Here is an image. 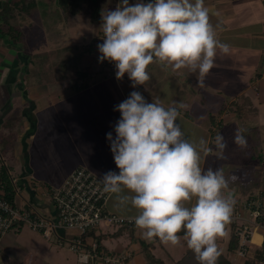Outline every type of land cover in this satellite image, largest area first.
Here are the masks:
<instances>
[{"label": "crops", "instance_id": "crops-1", "mask_svg": "<svg viewBox=\"0 0 264 264\" xmlns=\"http://www.w3.org/2000/svg\"><path fill=\"white\" fill-rule=\"evenodd\" d=\"M61 2L0 0V145L8 153V160L21 168L16 179L17 206L34 207L43 213L51 211L48 189L61 186L78 167L89 169L101 179L109 171L119 173L107 134L111 132L115 137L114 128L121 118L115 107L132 91L141 92L149 102L177 108V123L184 138L196 145L203 138L213 149L206 157L201 153L202 171L223 169L229 181L225 195L230 192L235 203L264 189V0H204L215 38L228 45L229 52L225 54L217 48L214 66L203 87L198 84V72L173 71L153 62L147 67L150 79L135 88L127 73L117 80L116 73L106 71L108 60H99L97 46L103 43L101 13L115 10L120 0H95L90 12L76 15H67ZM138 2L141 0H129L132 5ZM58 9L61 23L65 24L64 39L51 34L49 16ZM81 15L86 20H74ZM82 23L87 24L86 33L92 36L89 42L78 43L77 50L72 48L71 34ZM38 38L44 41L40 43ZM42 52L47 54L45 58ZM73 54L79 57L80 69L71 61ZM80 73L84 74V88L76 87ZM244 125H251L261 138V150L253 157L237 145L235 151L231 148L235 130L239 128L243 135ZM218 134L224 136L228 145L223 158L215 149ZM131 194L127 189L122 193ZM194 203L195 198L185 206ZM107 209L127 217L138 215L130 203L119 205L115 194H111ZM132 227L133 240L126 231L115 235L118 230L106 227L90 232L87 240L98 241V235L106 234L102 244L108 251H132L127 264H151L145 246L154 244L148 251L165 263L162 255L169 254L166 246L158 239H143L140 230ZM230 232L228 223L225 235L218 238L224 254ZM65 235L73 236L75 232L68 230ZM12 241L14 236L9 231L0 246L2 254ZM49 242L54 246L38 245L34 248L37 252L28 249L17 258L8 256L6 262L84 264L67 245L60 247ZM185 245L186 252V241ZM231 259L235 264L243 262L236 253ZM88 264L107 263L98 260Z\"/></svg>", "mask_w": 264, "mask_h": 264}, {"label": "clouds", "instance_id": "clouds-1", "mask_svg": "<svg viewBox=\"0 0 264 264\" xmlns=\"http://www.w3.org/2000/svg\"><path fill=\"white\" fill-rule=\"evenodd\" d=\"M101 15L99 60L114 62L117 80L127 73L134 88L150 79L147 67L153 62L173 71L198 72L203 87L217 48L229 52L215 38L204 0H141L134 5L120 0L115 10ZM115 110L121 118L115 137L109 132L107 138L119 173L104 174L103 193L115 194L119 205L130 203L138 210L132 219L143 239L176 246L183 231L198 264H217L216 241L225 235L235 201L230 192L225 195L229 181L223 169H201V153L206 157L213 149L203 138L198 145L184 138L176 107L149 102L139 91H132ZM233 143L246 146L239 128ZM214 144L223 158L228 147L224 136L218 134ZM125 189L132 194L122 195ZM193 198L195 203L185 206Z\"/></svg>", "mask_w": 264, "mask_h": 264}, {"label": "built area", "instance_id": "built-area-1", "mask_svg": "<svg viewBox=\"0 0 264 264\" xmlns=\"http://www.w3.org/2000/svg\"><path fill=\"white\" fill-rule=\"evenodd\" d=\"M108 74H115L114 62H107ZM85 79L79 84L84 85ZM12 182L16 186V178ZM47 195L52 210L41 212L34 207L13 205L0 195V246L11 229L28 226L42 233L57 246L67 247L77 255L79 262L88 264L92 261H103L107 264H127L132 257V251H108L103 249L98 241L87 240L93 230L103 227L118 230L124 226H135L134 217L113 213L107 209L111 194L103 193L102 179L85 167H78L58 187L48 189ZM237 224L239 248L236 255L244 258L247 247L256 245L262 248V256L257 264H264V189L234 203L229 222ZM68 230L75 232L67 236ZM258 233L261 241L256 242L254 235Z\"/></svg>", "mask_w": 264, "mask_h": 264}, {"label": "rangeland", "instance_id": "rangeland-1", "mask_svg": "<svg viewBox=\"0 0 264 264\" xmlns=\"http://www.w3.org/2000/svg\"><path fill=\"white\" fill-rule=\"evenodd\" d=\"M42 3V2H41ZM52 18V22H51V34L53 35V37H58V39H64L65 35V31L62 30V28L65 26L64 23H61V17H60V11L59 9L57 11H54L52 13V16H49ZM86 16L85 15H81V16H76L74 17V20H76L77 22L81 21V20H86ZM87 24H79V28H77V30H73V34H71V38H72V43H73V47L74 49H79V47L77 46L78 43H80L81 41L84 42H89L91 40L90 35L92 36V34H89L88 32L86 33V27ZM58 35V36H57ZM57 39V40H58ZM38 42H43L44 40L42 38H38L37 39ZM74 41V42H73ZM42 57L45 58V56H47V54L45 55L44 52L41 53ZM43 58V59H44ZM79 57L78 56H72L71 61L76 63L77 65V69H80L82 64L80 62H78ZM245 126V127H244ZM242 127L244 134L243 136L246 138V146L243 147L244 152L246 155L253 157V155H258V153L261 150V138L259 140V135L255 134L253 132V127L250 125H244ZM231 148L233 151H235L234 149H238L236 144H231ZM0 158L3 160V162L6 164V166L9 168V172H10V177L13 178H18L20 176V171L21 168L19 169L16 165L12 164V162H10V159L8 160V153L5 152L1 145H0ZM11 233L14 236V241H12L11 247H4V252L3 254L0 252V264H8L7 261V257L9 256L10 258H17L18 256H20L23 251H27L28 249H32L33 251H36L34 248L38 247V245H43L45 247L48 246H54L52 245L43 235L42 233L38 232V231H34L31 228H29L28 226H20V227H15L13 229H11ZM181 237V242L180 244L176 245V246H172V245H167L166 248L168 249L169 254L166 255H162V258L165 260L166 264H174V261L177 259H180L186 249V245H185V241L183 239V235H179ZM107 244L109 246H111V242H107ZM55 248V247H53ZM47 250V249H45ZM37 252V251H36ZM46 253V252H45ZM48 256V255H47ZM6 257V258H5ZM42 260H46L43 258ZM160 262V257H152L150 259V263L151 264H158Z\"/></svg>", "mask_w": 264, "mask_h": 264}, {"label": "trees", "instance_id": "trees-1", "mask_svg": "<svg viewBox=\"0 0 264 264\" xmlns=\"http://www.w3.org/2000/svg\"><path fill=\"white\" fill-rule=\"evenodd\" d=\"M95 0H62L61 4L67 15H76L80 13L90 12L93 9ZM84 74H79V79L83 78ZM85 85L77 84L76 87L84 88ZM0 195L9 200L13 205L16 204L15 199L17 196V189L12 178L10 177L9 168L0 158ZM228 224V223H227ZM226 224V225H227ZM225 225V227H226ZM126 231L131 240L134 239V227L125 226L118 229L115 235H120ZM106 237V234L98 235L96 238L103 249L104 245L102 240ZM157 240V239H156ZM239 237L237 235V224H231L230 238L228 241L227 253L222 252V246L220 239H217V247L220 252V255L217 260V264H235L231 259V256L235 254L239 248ZM154 244L146 245V256L150 260L153 255L148 251L150 247H153ZM107 250V249H106ZM262 256V248L256 245L247 247V254L243 259L242 264H257L259 259ZM158 264H165L163 261H160ZM175 264H198V261L195 258V254L192 250L187 247L185 254L175 263Z\"/></svg>", "mask_w": 264, "mask_h": 264}, {"label": "bare ground", "instance_id": "bare-ground-1", "mask_svg": "<svg viewBox=\"0 0 264 264\" xmlns=\"http://www.w3.org/2000/svg\"><path fill=\"white\" fill-rule=\"evenodd\" d=\"M254 240H255L256 242H260V241H261V236H260V234L256 233V234L254 235Z\"/></svg>", "mask_w": 264, "mask_h": 264}]
</instances>
